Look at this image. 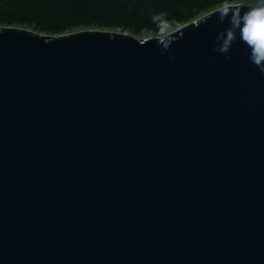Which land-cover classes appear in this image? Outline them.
I'll list each match as a JSON object with an SVG mask.
<instances>
[{
  "label": "water",
  "instance_id": "95a60500",
  "mask_svg": "<svg viewBox=\"0 0 264 264\" xmlns=\"http://www.w3.org/2000/svg\"><path fill=\"white\" fill-rule=\"evenodd\" d=\"M254 7L164 35L0 23V264H264V62L217 39Z\"/></svg>",
  "mask_w": 264,
  "mask_h": 264
},
{
  "label": "trees",
  "instance_id": "16d2710c",
  "mask_svg": "<svg viewBox=\"0 0 264 264\" xmlns=\"http://www.w3.org/2000/svg\"><path fill=\"white\" fill-rule=\"evenodd\" d=\"M226 0H0V23L45 33L85 26L159 30L161 15L172 27L196 18Z\"/></svg>",
  "mask_w": 264,
  "mask_h": 264
},
{
  "label": "clouds",
  "instance_id": "9594fccd",
  "mask_svg": "<svg viewBox=\"0 0 264 264\" xmlns=\"http://www.w3.org/2000/svg\"><path fill=\"white\" fill-rule=\"evenodd\" d=\"M228 7L225 6L221 10L220 21L223 22L228 19ZM154 21L158 22L159 32L158 35H164L174 29L169 24L168 21L162 18V14L153 18ZM243 21V26L241 27V22ZM231 27L225 30V33L218 35L217 39L222 41L218 45V50L222 52H227L230 46V42L234 39V29L240 28L241 38L247 42L253 49L252 57L254 62L261 66L264 62V4L252 8L249 12L245 13L244 17L239 16V12L236 11L230 17ZM252 26V30L255 32L256 39H250L247 34V30ZM226 35V38H224ZM264 70V68H262Z\"/></svg>",
  "mask_w": 264,
  "mask_h": 264
},
{
  "label": "rangeland",
  "instance_id": "374dc122",
  "mask_svg": "<svg viewBox=\"0 0 264 264\" xmlns=\"http://www.w3.org/2000/svg\"><path fill=\"white\" fill-rule=\"evenodd\" d=\"M236 2H242V3H250V4H254L256 6L262 5L264 4V0H226L223 3H236ZM222 4V3H221ZM220 5V4H218ZM203 12L198 13L197 15L201 14ZM196 15V16H197ZM29 27V26H28ZM85 27H97V26H85ZM32 28V27H31ZM120 29V28H117ZM126 31L135 34L137 36H141L145 33H152V34H157L159 32V30H135V29H126Z\"/></svg>",
  "mask_w": 264,
  "mask_h": 264
},
{
  "label": "snow or ice",
  "instance_id": "6c2138e0",
  "mask_svg": "<svg viewBox=\"0 0 264 264\" xmlns=\"http://www.w3.org/2000/svg\"><path fill=\"white\" fill-rule=\"evenodd\" d=\"M247 34L249 35L250 39H256L255 32L252 30V26L250 25V28L247 30Z\"/></svg>",
  "mask_w": 264,
  "mask_h": 264
}]
</instances>
